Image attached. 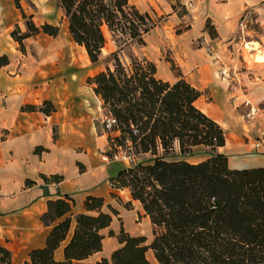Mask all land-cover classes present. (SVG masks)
I'll use <instances>...</instances> for the list:
<instances>
[{"label": "trees", "instance_id": "16d2710c", "mask_svg": "<svg viewBox=\"0 0 264 264\" xmlns=\"http://www.w3.org/2000/svg\"><path fill=\"white\" fill-rule=\"evenodd\" d=\"M14 0L24 18L10 31L19 51L24 40L44 33L59 34V26L33 23ZM72 41L82 47L92 65L102 61L105 31L117 44L104 69L86 77L85 84L112 115L119 135L108 136L110 146L131 143L134 154H149L146 162H136L109 178L113 190L127 188L151 224V238L130 234L120 224H111L118 210L103 197L87 195L83 211H73L68 195L48 199L41 214L48 227L44 245L32 248L24 264H72L101 251L105 231L118 245L108 256L87 264H149L150 250L158 264H264V166L231 168L226 154L225 132L195 102L202 92L183 77L175 81L157 76V66L146 57L129 55L125 64L119 57L124 45L144 44V34L152 18L130 0H57ZM205 29L214 37L215 29ZM10 58L0 54V67ZM171 69L181 75L171 62ZM22 111L50 115L55 105L44 100L25 104ZM133 128L137 133H133ZM55 136V135H54ZM203 146L208 156L197 162L184 158L167 159L171 153L186 155ZM43 150L36 146L34 152ZM110 153V151H106ZM44 182H59L60 174H40ZM34 184L26 179L25 185ZM112 197H117L111 192ZM130 200V201H131ZM129 201V203H130ZM62 245V259L55 251ZM0 264H11V251L0 244Z\"/></svg>", "mask_w": 264, "mask_h": 264}, {"label": "crops", "instance_id": "0c3cea01", "mask_svg": "<svg viewBox=\"0 0 264 264\" xmlns=\"http://www.w3.org/2000/svg\"><path fill=\"white\" fill-rule=\"evenodd\" d=\"M31 1L39 13H52L56 8L62 16L57 0ZM131 3L141 12L167 14L168 23L180 25L188 21L182 32L174 35L170 47V57L181 75L165 62L167 69L160 72L157 68V76L170 82L183 77L202 92L195 104L224 130L225 144L218 151L227 155L231 168L264 166V0ZM179 9L183 13H177ZM56 19L43 16L40 22L56 25ZM21 20L14 0H0V54L10 58L8 65L0 67V244L11 251V264H24L29 250L44 245L48 227L40 216L48 199L72 197L75 213L84 210L87 195L103 197L111 206L112 191L117 195L123 192L125 199L131 200L127 188L113 190L109 183V178L128 164L101 160L110 147L109 134L97 126L106 114L101 101L86 84L83 85L90 90L92 102L84 99L79 85L50 77L55 68L59 69L62 57L48 60L28 51L18 52L10 31ZM207 22L215 29L214 37L205 29ZM32 39L28 37L24 42H33ZM99 70L102 69L87 73L85 78ZM222 71L229 77L223 76ZM44 100L56 107L50 115L21 110L22 105H39ZM36 146L43 150L34 152ZM40 174H60L63 179L44 182ZM26 179L34 184L26 186ZM131 203L142 210L137 201ZM54 255L62 259V245ZM103 256L108 255L91 262ZM89 258L84 261L91 263Z\"/></svg>", "mask_w": 264, "mask_h": 264}, {"label": "rangeland", "instance_id": "374dc122", "mask_svg": "<svg viewBox=\"0 0 264 264\" xmlns=\"http://www.w3.org/2000/svg\"><path fill=\"white\" fill-rule=\"evenodd\" d=\"M135 0H131V2H134ZM19 4L21 8L25 9V14L28 18H31L34 24L40 25L41 18L43 16H52L54 19L57 17V23L56 25L59 26V34L57 37H50L49 35H46L44 33H39L35 36H31L33 38V42L26 41L24 42L25 50L23 52H30L35 56H41L44 58H49L51 60H55L56 57H62L60 58L59 62V69L55 68L54 72L55 74L50 73V77H59V81L63 79L65 82L71 81L74 84L79 85L80 91L85 93L84 99L88 98L90 99L89 102L92 100V96L90 95V90L86 89L83 84H85V75L92 74L95 70L98 68L104 69V65L109 61L108 55L115 51L118 47L117 44H121V42H117L114 40L113 37L109 34V32L105 31L106 35V43L104 47L102 48V61L95 66L90 64L87 55L82 47L76 45L72 39L70 34L67 30V24L65 19L61 16V13L54 9L52 13L44 12L39 13L34 3H32L31 0H20ZM23 6V7H22ZM23 10V9H22ZM152 18L151 27L145 32L144 34V41L145 43L142 44H134L133 45H124L122 46V49L119 52V57L121 61L125 64L129 63V55L133 54L137 57H146L152 61L155 62L157 68H159V71L162 72L167 67L164 65L165 62H168L170 64L171 68V62L173 61L171 59V52L170 47L174 44V35L181 33L184 29V25L188 22L185 21L184 23H181L178 25L177 23H168L167 22V14L164 13H155L152 11H146ZM183 13V9H179L177 13ZM59 16V18H58ZM34 17V18H33ZM177 24V25H176ZM174 25V26H173ZM20 28L22 30L25 29L24 26V18H22L20 23ZM14 28V27H13ZM39 35V36H38ZM199 40L204 42V39L202 37L199 38ZM30 42V43H29ZM18 52H22L19 51ZM58 60V59H57ZM174 64V63H173ZM174 72V71H173ZM89 91V94L87 92ZM92 102V101H91ZM109 114H105L102 118H100L99 122L97 123L98 128L100 131H104L108 133L111 138L114 136L119 135L118 130H107L104 128L103 120L106 116ZM54 133L56 132L55 127H53ZM111 132H118L117 135H111ZM109 142V140H108ZM126 145H131L129 141H126ZM110 146V143H109ZM120 146L122 149H124L125 146ZM114 145L112 147L110 146L109 149L106 151H110L113 149ZM133 151V148H132ZM134 154V151H133ZM208 156L207 150L203 147H194L191 153L186 155H179L176 153H171L169 156H167V159H177V158H184L191 162H197L199 160H202L204 157ZM152 157L147 154H141L139 156H136L134 154L133 160H131L129 163L124 161V159L119 160L122 161L128 165H132L136 162H146L149 161ZM112 205L118 210V216L114 217L113 225H111L115 231H117L120 224L124 225V229H127L128 232L133 234H139L144 235L148 239L151 238V224L149 223V220L144 215L143 211H139V207L137 205H134L129 203L126 198V194L123 192H120L117 197H113ZM141 212V213H140ZM117 244V241L115 238L108 237L105 231V237L103 241V247L100 253H97L93 255L91 258H89V261L91 262L93 259L100 255H109L111 252V249ZM147 258L149 260V264H158L152 254V252L149 250L147 252ZM88 261H84L82 264H87ZM74 264H80V263H74Z\"/></svg>", "mask_w": 264, "mask_h": 264}, {"label": "built area", "instance_id": "2783aa9c", "mask_svg": "<svg viewBox=\"0 0 264 264\" xmlns=\"http://www.w3.org/2000/svg\"><path fill=\"white\" fill-rule=\"evenodd\" d=\"M242 29H243V25L242 23H240L238 30L241 32ZM221 74L225 76L226 78L229 77V74L225 73L224 71H222ZM103 125L105 129L112 131L113 127L116 125V120L112 115L109 114L108 116L104 118ZM132 129H133V133L136 134L137 129L133 127ZM133 158H134V154H133L131 145H126L124 149H122L120 146H117L114 144V147L113 149L110 150V153L104 152L101 155V160L103 162H114V161H119L121 159L122 160L124 159V161L126 160V162L129 163L131 160H133Z\"/></svg>", "mask_w": 264, "mask_h": 264}]
</instances>
